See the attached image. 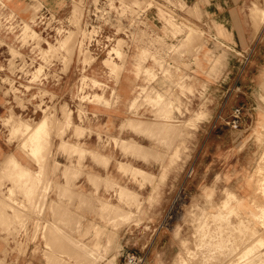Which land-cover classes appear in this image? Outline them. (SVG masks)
<instances>
[{
	"label": "crops",
	"instance_id": "obj_1",
	"mask_svg": "<svg viewBox=\"0 0 264 264\" xmlns=\"http://www.w3.org/2000/svg\"><path fill=\"white\" fill-rule=\"evenodd\" d=\"M38 1L64 17L70 13L73 2L77 0ZM90 1L95 2L85 0V5ZM153 1L170 8L174 15L184 17L195 28L185 32L184 44L181 46L178 44L181 36L176 35L175 29L165 23L160 9L146 6L140 10V17L134 18V21H126L128 38H124V51L130 55L118 80L104 65L105 60L96 59L86 69V73L100 83L98 89L92 88L86 93L91 95V92L97 90L95 96L99 100L89 106L88 119L83 117L86 123L84 133H80L81 137L76 138L74 132L70 133L71 138L86 145L84 149L88 155L83 160L84 177L67 188L69 191L66 198L63 195L68 182L54 184L47 203V218L50 222L59 219L72 224L61 226L66 239L62 242H66V248L56 250L57 255L68 254L69 245L83 239V243L89 244L96 257L98 253L99 256L106 257L96 264H107L113 260L119 263L128 253L144 256L145 264H175L180 254V237L177 232L179 223L184 219V206L191 199L187 184L193 172L195 175L205 174V179L201 174V180L197 181V190L202 191L204 186L214 190L225 188L215 180L213 183L208 180L216 179V175L250 169L258 147L255 144L257 137L264 141V23L260 18L252 20L254 0ZM0 2L11 12L22 13L32 0ZM182 6L192 13L182 11ZM219 26L227 31L225 36L219 35ZM143 33L151 38L157 37L160 50L156 58L163 63L162 66L154 63L152 58L145 61L146 55L143 57V54L146 50L138 47L143 44L149 47L147 37L142 38ZM196 34V39H199L192 43ZM218 39L226 42L232 52L221 70L218 65L222 62V55L214 60V42ZM161 43L175 49L168 53L167 49H161ZM139 56H142L145 66L154 70L155 80L147 79L139 73ZM61 78L65 80V77ZM51 87L59 93L67 88H56L54 84ZM148 87L152 89L154 96L160 94L166 100L169 105L166 111L162 107L139 104L141 100L143 102L142 89H150ZM220 93L224 94L226 103L219 109L218 102L214 107V99H218ZM204 95L205 98L208 95L211 101L207 121H202L206 112L203 108ZM69 97L68 105L75 109L73 119L76 118L80 123L76 98L71 95ZM135 99L139 100L138 106L133 108ZM5 109L6 99L0 92V118L5 114ZM237 109L242 110L243 130L234 131L231 126H227L233 121ZM136 115L146 119L142 122L154 125H148L146 132L132 131L127 122L137 121L133 119ZM197 115L200 116L198 128L188 130L185 124ZM165 125L183 127L179 134L181 137L167 133L163 129ZM207 127V133H202ZM252 128L253 131H258L257 137L248 132ZM109 138L135 140L144 145L149 153L138 155L139 157L125 154L114 141L108 147L105 142ZM171 138L174 143L172 148L169 146ZM16 146V143H8L0 125V163L13 153ZM261 151L260 148V154ZM96 156H106L109 164L106 159ZM120 162L146 170L151 175L149 182L135 180L131 175L125 174L121 171ZM238 185V182L233 181L228 186L237 188ZM59 186L62 191L58 189ZM120 186L134 192L137 196L134 203L121 202ZM107 203L118 205L122 211L124 209V213L130 215L129 219H117L113 213L105 212L102 206ZM51 204L53 211L50 210ZM74 220L82 221L80 235L72 233L75 230ZM115 222L121 226L114 227ZM5 236L0 229V258L6 257L7 264H49L42 237L39 246L37 243H30L27 248L13 250L2 242ZM61 257L69 261L66 256Z\"/></svg>",
	"mask_w": 264,
	"mask_h": 264
},
{
	"label": "rangeland",
	"instance_id": "obj_2",
	"mask_svg": "<svg viewBox=\"0 0 264 264\" xmlns=\"http://www.w3.org/2000/svg\"><path fill=\"white\" fill-rule=\"evenodd\" d=\"M100 1L101 0H95V5H98ZM106 1L111 14V18L115 19L110 23V21L112 20L111 19L109 21V24L111 25V27L117 30L118 35L115 37V41H113L109 52L102 54L99 58H96L92 49L90 48V43L92 42L93 37L97 35V31L95 29L90 31L86 27H84L86 11L85 0H77L73 2V7L71 8L70 13L63 17L69 23L68 31L57 41H46L39 34V32L38 34L40 36L38 35V38H29V36L27 38H24L22 35L20 37H17L19 35L18 33L7 35L0 31V71H3V73H0V92L6 99L5 114L0 118V125L6 134L8 143L17 144L10 157L8 156L4 160L5 162L3 161L0 163V172L2 170L1 168H3V166L8 163L11 156H16L20 163L24 165H22L24 169L31 173V179L29 180V182H26L28 181V176H25L27 179L25 178L24 180H19L17 178L18 180L15 179L14 181V179H11L9 175H0V229L4 234H6V238L2 239V242L8 248H12L13 250H22L24 247L27 248L30 243H37V245L39 246L42 237L46 244L49 264H71V262L73 261L74 264H96L106 259V257L103 258L99 256V253L98 257H96V255L94 254L90 256L88 252L91 247L89 246V244H84L83 239H80L79 242L70 244L68 254L59 253V255H57V253L55 252L56 250H61V247L66 248V242H62L63 239L64 241H66V239L61 226L67 227V225L72 226V224L70 222L67 223L66 220L62 221L59 219L58 221L55 220L54 222H50L47 218V203L50 197V193H52L53 191L54 184L62 181L68 182L65 186L66 189L64 188L63 195V197L66 198L65 193L69 191L67 188H71V184H75L76 182L80 181L82 177H84L83 160L85 156L88 155V153L86 154V150L84 149V146L86 147V145L81 143L79 140L75 141L70 137V133L74 132L76 138L81 137L80 133H84L85 130H83V128L86 123L83 121V117H86V119H88L87 114L90 111L89 106H91L95 102H98L99 100L98 96H95L98 93L97 90L91 92V95L89 93H86L92 88L98 89L100 87L98 79L90 76L88 72L86 73V69L92 66L95 63L94 61L96 59V61L105 60L104 65L108 69H110L112 73H114L113 75L115 76V79L118 80L119 73L124 69L128 60V55H130L124 51L126 46L124 38L125 35L128 34V26L126 25V21L129 22L130 19L134 21V18L140 17V10L146 8V6H155L160 9L162 18L165 23H168L170 27L175 29L176 35L181 36V38L178 39L180 40L178 44H180L181 46L182 44H184L183 39L186 36L185 32H187L188 29L190 30L191 28H195L192 26V23L190 24V22L184 19V17L174 15V12H172L170 8L160 6L153 0ZM168 2L171 4L170 1ZM42 7L43 5L40 3V1L32 0V3H29L22 13L16 11L13 12L26 22L24 23L21 34H23L25 31H28L29 33L34 32L28 22L36 17V14ZM181 9L188 14L192 13L190 10H186L185 6H182ZM1 15L2 13L0 11V17ZM251 16L253 21H257L260 18V21L264 23V0H254L251 8ZM108 32L112 34V31ZM192 33L194 32L192 31ZM218 33L220 36H225L227 34V31L223 27L219 26ZM146 37L149 41V47L144 44L141 45V47L138 46L139 48H143L144 51L146 50L143 54V57L144 55H146L145 61L152 58L154 63L162 66L163 63L158 58H156V56L159 55L158 51L160 50V48L158 47V44L160 43H158L157 37L151 38L144 35L143 33L142 38L146 39ZM196 38L197 34L194 36L192 43L196 42L195 40L199 39ZM221 43H223V45ZM214 44H216L214 45V60L220 58L218 56L222 55V62L218 65L219 70H221L227 64L230 53H232L231 48L227 46L226 42L220 39H218V41H215ZM159 46H161V49H167L168 53L175 49V47L169 48L166 45H162V43ZM14 54L16 58L14 57ZM138 58L139 61L137 69L139 73L141 72L145 77H147V79H150L152 81L155 80L156 74L154 70L151 67L145 66L143 64L142 56H139ZM18 76L21 77L20 81H17ZM61 77H65V80H63ZM44 78L47 81L45 83L42 81ZM215 80L216 78L214 79V81ZM56 81V88L61 86L67 87L64 89V91H62V93H59L51 87L53 84L52 82L56 83ZM17 82L20 84V87H22V90L20 89V87H18L19 85ZM206 90L207 89L205 88V91ZM142 94L143 102L141 100V103H139L142 106L149 104L154 108L162 107L164 111H166L167 107H169L168 103H166V100L160 94L154 96L151 88H143ZM69 95L76 98V109L80 115V123L76 120V118L73 119L75 109L71 108L68 105V100H70ZM223 95V93H220L218 99H214V107H216L217 102L219 103V109L225 105L226 99ZM203 97L205 102L203 108L206 109V112L202 117V121H207L210 115L208 112V107L211 105V101L208 95L207 98H205V95ZM9 101L11 102V104L8 103ZM138 101V99H135L133 101V108L138 106ZM63 119L65 120L63 121ZM133 119L137 120V122L134 120H130L127 122V124L128 128L135 132H138L139 130H141L139 132H146L149 127L148 125H152L148 123L147 125L145 122H142L143 120L146 121L144 117H139L136 115V117H134ZM44 120L48 122V125L46 127L45 133H43L42 135L43 150L41 156L38 157L39 159L37 160L34 157H31V152H29L28 149H24V144H27L26 136L24 137L22 134L19 135L20 133L16 136V134H12L10 130H12L15 125L17 126V123H23L26 125L28 124L27 126H29L30 130L33 131L40 125L41 121ZM130 122L131 124H129ZM199 122L200 116L197 115L196 118L189 119V121L185 125L188 130H196L198 128ZM9 125L12 128L9 127ZM227 127L231 128L230 126ZM178 128L180 129L176 130L177 127L172 125L163 126V129H165L167 133L169 132L177 138L181 137L179 134L184 129L183 127ZM253 128L247 131L250 133H254V135H256L257 137L258 131H253ZM207 129L208 127L204 128L202 130V133H207ZM233 130L239 131L243 129L242 127H240V129ZM11 134L13 137H11ZM115 140H117L118 142ZM115 140L113 138H109L108 142H105V144L110 147L114 141L115 145L117 143V146H119V144L121 146L122 143H119L121 141L126 145H122L124 146V148L120 147V149L124 151V149L127 148L128 152H132L128 153L125 150L124 153L127 152L126 154L135 155L137 153L139 154V151L141 155L142 153L144 155L147 153V148L135 140ZM255 144L258 147L255 150L256 152L252 161L253 164L251 165L250 169H242L239 172L233 171L232 173L228 172L223 175H216V179L208 180L212 183L215 180L217 183L226 186L225 188L214 190L204 186L202 191L197 190L195 188V185L197 181L199 182L201 180V174H203V177L205 179L204 173L195 175V172H193L192 176L188 179L187 186L188 191L191 193V199L187 202V205L184 206V219L179 223L180 228H178L177 235L178 237H180V254L175 264H238V261H240L242 264H247L248 262V264H264V261L261 263V261L264 259V248H262L264 245L260 246L259 244L258 246L255 242L257 241V239H264V220H261L263 218L259 220V218L257 219L255 217V215L261 213V208L264 207V141H261L257 137ZM173 145L174 143H171L169 146L172 148ZM139 147L143 149V151L145 150V153L140 150ZM130 148H132L135 152L130 150ZM260 148L262 150L261 154L259 152ZM134 149L137 150V153ZM96 157H98L99 159L103 157L102 159H106L109 162V159L106 156ZM125 166L128 167V169L125 168ZM133 167L134 166L129 163L120 162V168L122 169L121 171H124V173L126 172L125 174H127L128 172V174L132 176ZM257 168L260 169V171ZM66 169H68L69 171H66ZM23 177L24 176L20 177V179ZM91 180H93V178H91ZM233 181L239 183L237 188H230L228 186ZM73 187L75 186L73 185ZM124 187L125 186H120V189L123 190ZM28 189L30 191H33L32 196H29L26 193ZM58 189L62 191L61 186H59ZM125 194L127 193L121 195V202H134L135 196H125ZM130 197L132 201L129 199ZM103 206L104 211L106 209L105 212L113 213L117 219L128 220L130 217V215L124 213V209L122 211L120 207H118V205L108 203L103 204ZM113 209L116 211H114ZM50 210L53 211L52 204L50 206ZM251 213L255 218H252ZM217 215L219 216L217 218L215 217L214 219V216ZM35 217L37 219H35ZM244 218H246L249 223L246 222V219ZM215 223L217 225L220 223L221 227H224L221 228L218 225L217 228V225ZM226 223H229V226H226ZM73 225L75 226L76 231L72 230V233L75 235H80L82 231V221L74 220ZM120 226V223H114V227ZM199 227L201 229H199ZM211 229L217 230L216 232L215 230H212V232H210ZM222 229L223 233L221 232ZM233 231L235 232V234H233ZM255 232H258L256 233L258 235H256ZM202 237L204 239L206 238L207 240H203ZM213 237L214 240H212ZM220 240L224 241L221 242ZM204 241H212L213 243L221 242V244L214 243V246L213 243L208 244L207 242L206 244L208 245L206 246L204 244ZM251 241L254 245H252V248L250 247ZM202 242H204L203 244L205 246L200 245L202 244ZM223 243L225 244V246L227 245V248L230 245L229 248L223 249ZM249 243L250 245H248ZM210 244L211 246L213 245V248L211 246L208 247ZM216 245H222V247H219V249L222 248V251H220L219 249L218 251V247ZM255 245H257V248ZM202 246L204 247L201 248ZM233 246L236 252L235 250H233ZM259 247L263 249V252ZM209 248H212L211 251L208 250ZM258 248L259 250H257ZM86 249L89 250L87 251ZM204 251L208 252L211 257H214L215 255L217 258L215 257V260L213 258H210V256H207L209 255L208 253L207 255L203 256L202 254L205 253ZM251 251L253 253H251ZM248 252L250 253L247 254ZM256 254H259V256H257ZM243 255L245 256V259H249L250 256L252 258H250L248 261V259L245 260L243 258ZM252 255H255L256 257H253ZM61 256H66L69 261H66V259ZM253 258H256V260H254ZM210 259H212L211 263ZM113 262L114 260L112 262H108L107 264H113ZM0 264H7L6 257L0 258ZM114 264H127V262L125 257H123L121 258V261H119V263L114 262Z\"/></svg>",
	"mask_w": 264,
	"mask_h": 264
},
{
	"label": "built area",
	"instance_id": "obj_3",
	"mask_svg": "<svg viewBox=\"0 0 264 264\" xmlns=\"http://www.w3.org/2000/svg\"><path fill=\"white\" fill-rule=\"evenodd\" d=\"M95 4V2L90 1L86 6L84 27H86L90 31H92L93 29L97 31V35L93 37L92 42L90 43V48L92 49L96 58H99L102 54L109 52V49L112 46L113 41H115V37L118 35V33L117 30L111 27V25L109 24V21L111 19L112 20L110 21V23L115 19L111 18L107 1L101 0L98 5ZM0 11L2 13L0 17V31L7 35L18 33L19 35L17 37H20L24 23L26 22L23 21L15 13L9 11L5 7V5L1 4V2ZM28 24L34 31H36L37 33L39 32V34L46 41H57L67 33L69 26V23L66 19L45 6L40 9V11L36 14V17L33 20L29 21ZM108 31H112V34ZM125 38H128V36L125 35ZM0 73H3V71H0ZM20 80L21 77L18 76L17 81ZM42 81L44 83L47 82L45 78ZM52 83L57 86V81L56 83ZM18 85V87H20L19 83ZM20 89L22 90V87H20ZM8 103L11 104L10 101ZM241 119L242 110L237 109L234 113L233 121L229 126L236 130L240 129ZM125 259L127 264H145L146 261V258L144 256L142 257L135 253H128Z\"/></svg>",
	"mask_w": 264,
	"mask_h": 264
},
{
	"label": "bare ground",
	"instance_id": "obj_4",
	"mask_svg": "<svg viewBox=\"0 0 264 264\" xmlns=\"http://www.w3.org/2000/svg\"><path fill=\"white\" fill-rule=\"evenodd\" d=\"M35 14V13H34ZM264 19V18H263ZM27 25V24H26ZM29 26V25H28ZM24 38L26 37H28L29 36V38L31 37V38H35V37H37L38 38V33L37 32H31V33H29L28 31H25L23 34H21ZM40 36V35H39ZM8 47V46H7ZM17 53V52H16ZM10 54V53H9ZM17 55V54H16ZM10 56H12V55H10ZM14 57H15V54H14ZM13 58V57H12ZM16 58V57H15ZM11 60V59H10ZM23 61V60H22ZM43 67V66H42ZM38 70V69H37ZM87 79V78H86ZM94 80V79H93ZM12 81V80H11ZM12 84H13V82H12ZM94 85V84H93ZM97 85V84H96ZM12 88V87H11ZM35 108V107H34ZM263 113H264V111H263ZM67 116V115H66ZM12 118V117H11ZM69 118V117H68ZM65 119H63V121H64ZM156 120V119H155ZM14 121V120H13ZM163 121H165V120H163ZM169 121V120H168ZM15 122V121H14ZM21 122V121H20ZM137 122V121H136ZM175 122V121H174ZM40 123V122H39ZM48 122H46L45 120L44 121H41V123H40V125L36 128V129H32L33 131H31L30 130V127L29 126H27L26 124H23V123H17V126L15 125L14 127H13V129L12 130H10L12 127L9 125V127H11L9 130L12 132V134H16V136L19 134V135H23L24 137L26 136V138H27V144H24V149H28V151L29 152H31V157H34L35 159H39L38 157H40L41 156V153H42V150H43V145H42V135H43V133H45V130H46V127H47V124ZM133 123V122H132ZM15 124V123H14ZM129 124H131V122L129 123ZM135 124V123H134ZM137 124V123H136ZM140 124H141V122H140ZM140 124H139V127H140ZM128 125V124H127ZM144 125V124H143ZM148 125V124H147ZM152 125H154V124H152ZM191 125H193V124H191ZM132 126H133V124H132ZM135 126H137V125H135ZM134 126V127H135ZM141 126H142V124H141ZM195 126V125H194ZM171 127V126H170ZM180 127V126H179ZM191 127H193V126H191ZM133 128V127H132ZM142 128V127H141ZM149 128V127H148ZM162 128V127H161ZM174 128V127H173ZM134 129V128H133ZM145 129V128H144ZM169 129V128H168ZM178 129H180V128H178V126H177V129L176 130H178ZM77 131H78V129H77ZM138 131V130H137ZM139 131H141V130H139ZM138 131V132H139ZM153 131H155V130H153ZM171 131H173V130H171ZM47 132V131H46ZM160 133V132H159ZM177 133V132H176ZM12 134H11V137H13L12 136ZM157 134V133H156ZM174 134V133H173ZM177 135V134H176ZM15 136V137H16ZM158 136V135H157ZM147 139V138H146ZM168 139V138H167ZM172 139L173 138H171V142H172ZM11 141V140H10ZM115 141H117V140H115ZM155 141V140H154ZM173 141H175V140H173ZM118 142V141H117ZM133 142V141H132ZM167 142H169V140H167ZM119 143H122V145H124L125 143H123V142H119ZM173 143V142H172ZM129 144V143H128ZM65 145V144H64ZM120 146V144H119V146H117V143H116V146L118 147V148H124V146ZM126 145V144H125ZM131 145V144H130ZM127 146H129V145H127ZM135 146V145H134ZM138 146V145H137ZM137 146H136V148H137ZM131 147V146H130ZM126 148V147H125ZM140 148V147H139ZM143 148H144V146H143ZM171 148V147H170ZM66 149V148H65ZM68 149H69V147H68ZM77 149V148H76ZM122 150V149H121ZM125 150L127 151V148L126 149H124V151L123 152H125ZM128 150H129V147H128ZM130 150H132L133 151V149L132 148H130ZM134 150H136V149H134ZM140 150H142L143 151V149H141L140 148ZM64 151V150H63ZM66 151V150H65ZM138 151H139V149H138ZM128 152V151H127ZM126 152V153H127ZM131 151H129L128 153H130ZM133 152H135V151H133ZM144 153H145V150L143 151ZM73 153V152H72ZM71 153V154H72ZM88 153V152H87ZM125 153V154H126ZM132 153V152H131ZM136 153H137V150H136ZM142 153V152H141ZM147 153H149V152H147ZM124 154V153H123ZM135 154V153H134ZM138 154V153H137ZM137 154H135V155H137ZM139 154H140V151H139ZM138 154V155H139ZM84 155V154H83ZM82 155V156H83ZM137 155V156H138ZM141 155V154H140ZM142 155L144 156V154L142 153ZM158 155V154H157ZM151 156V155H150ZM10 157V156H9ZM84 157V156H83ZM139 157V156H138ZM141 157V156H140ZM147 157H148V155H147ZM154 157H155V155H154ZM82 158V157H81ZM103 158V157H102ZM101 158V159H102ZM142 158V157H141ZM146 158V157H145ZM150 158V157H149ZM157 158V157H156ZM264 158V157H263ZM263 158H262V160H263ZM140 159V158H139ZM143 159V158H142ZM147 159V158H146ZM152 159V158H151ZM154 159V158H153ZM160 159V158H159ZM158 159V160H159ZM165 159V158H164ZM32 160V159H31ZM137 160H138V158H137ZM144 160V159H143ZM155 160V159H154ZM141 161V160H140ZM162 161V160H161ZM164 161V160H163ZM162 161V162H163ZM5 162V161H4ZM37 162V161H36ZM161 162V163H162ZM109 163V162H108ZM107 163V164H108ZM105 164V163H104ZM23 164H21L20 163V161L18 160V158L16 157V156H11V158L9 159V161H8V163L5 165V166H3V168H1L2 170H1V172H0V175H2V176H10V178L11 179H14V181H15V179H19V180H24L26 177L25 176H28V181H26V182H29V180L31 179L30 177H31V173L30 172H28L27 170H25L24 169V165L22 166ZM103 165V164H102ZM107 167V166H106ZM70 168V167H69ZM108 168V167H107ZM122 168V167H121ZM125 168H127L128 169V167H126L125 166ZM123 169V168H122ZM121 169V170H122ZM130 169V168H129ZM258 169V168H257ZM68 169H66V171H67ZM125 170V169H124ZM131 170V169H130ZM259 171H260V169H258ZM69 171V170H68ZM71 171V170H70ZM127 171V170H126ZM263 171V170H262ZM79 172V171H78ZM81 172V171H80ZM124 172V171H123ZM130 172V171H129ZM132 172H133V174H132V177L134 176L135 177V179H137V180H139V179H141V180H143V181H147L150 177H151V175L146 171V170H144V169H142V168H139V167H133V170H132ZM28 173H29V175H28ZM126 173V172H125ZM80 174H82V173H80ZM66 175V174H65ZM74 175V174H73ZM127 175H129L128 174V172H127ZM22 176H24L23 178H21L20 179V177H22ZM69 176V175H68ZM133 177V178H134ZM152 177H154V176H152ZM67 178V177H66ZM17 179V180H18ZM27 179V178H26ZM154 179V178H153ZM16 180V181H17ZM75 180V179H74ZM91 180V179H90ZM20 182H22V181H20ZM148 182H149V180H148ZM19 183V182H18ZM144 183V182H143ZM149 185V184H148ZM25 186V185H24ZM21 188V187H20ZM24 188V187H23ZM66 189V188H65ZM69 189V188H68ZM120 190H122V189H120ZM71 191V190H70ZM123 191V192H122ZM121 192H122V194L121 195H123L124 193H127V194H125V196H127V195H129V196H136L135 194H134V192L133 191H131V189H129V188H127V187H124L123 188V190H122ZM24 193V192H23ZM26 193L29 195V196H32L33 195V191H30L29 189H28V191H26ZM73 192H71V194H72ZM65 194H67V193H65ZM137 194V193H136ZM119 195V194H118ZM128 196V197H129ZM124 197V196H123ZM137 197V196H136ZM126 198V197H125ZM234 198V197H233ZM130 200H131V197L129 198ZM134 200V199H133ZM132 201V200H131ZM109 202V201H108ZM133 202V201H132ZM103 203V202H102ZM134 203V202H133ZM137 203H138V201H137ZM108 204V203H107ZM85 207V206H84ZM103 208H104V206H102ZM3 208V207H2ZM95 208V207H94ZM0 209H1V207H0ZM92 209V208H91ZM109 209H111V208H109ZM3 210V209H2ZM108 210V209H107ZM114 210V209H113ZM105 211H106V209H105ZM114 211H116V210H114ZM120 211V210H119ZM2 212V211H1ZM64 212V211H63ZM121 212V211H120ZM126 212V211H125ZM231 212V211H230ZM229 212V213H230ZM97 213V212H96ZM123 213V212H122ZM221 213V212H220ZM228 213V214H229ZM94 214V213H93ZM213 214V213H212ZM217 214V213H216ZM219 214V213H218ZM68 215V214H67ZM100 215H101V212H100ZM66 216V215H65ZM219 215H217V216H214V219H215V217L217 218ZM226 216V215H225ZM251 216H252V213H251ZM99 217H101V216H99ZM103 217V216H102ZM101 217V218H102ZM116 217V216H115ZM255 217L258 219L259 218V220L261 219V218H263V219H261V220H264V207L263 208H261V213H259L258 215H255ZM254 216H252V218H255ZM110 218H112V217H110ZM202 218H203V216H202ZM225 218V217H224ZM227 218V217H226ZM220 219V218H219ZM222 219V218H221ZM228 219H229V216H228ZM243 219V218H242ZM244 219H246V218H244ZM227 220V219H226ZM225 220V221H226ZM255 220V219H254ZM204 221V220H203ZM218 221V220H217ZM222 221H224V220H222ZM256 221V220H255ZM120 222V221H119ZM197 222V221H196ZM200 222H202V221H200ZM246 222H248L247 221V219H246ZM116 223V222H115ZM222 223V222H221ZM249 223V222H248ZM216 224V223H215ZM229 224V223H228ZM227 223H226V226L228 225ZM247 224V223H246ZM261 224V223H260ZM217 225V224H216ZM215 225V226H216ZM220 227H221V225H220V223L218 224ZM218 225H217V228H218ZM222 225H224V224H222ZM229 226V225H228ZM224 227V226H223ZM223 227H221V228H223ZM242 227V226H241ZM211 228H213V227H211ZM233 228V227H232ZM254 228V227H253ZM199 229H201L200 227H199ZM255 229V228H254ZM210 230V229H209ZM212 230L214 231L215 230V232H216V230L217 229H211V231L210 232H212ZM219 230V229H218ZM221 230V229H220ZM225 230V229H224ZM232 230H234V229H232ZM246 230V229H245ZM250 231V230H249ZM254 231V230H253ZM256 231H257V229H256ZM222 233H223V229H222V231H221ZM221 232H219V233H221ZM225 232V231H224ZM231 232V231H230ZM234 232V231H233ZM256 233H258V232H255V234ZM216 234V233H215ZM225 234V233H224ZM227 234V233H226ZM230 234V233H229ZM232 234V233H231ZM233 234H235V232L233 233ZM207 235V234H206ZM205 235V236H206ZM213 235V234H212ZM256 235H258V234H256ZM227 236V235H226ZM203 238V237H202ZM224 238V237H223ZM206 239V238H205ZM204 238H203V240H205ZM222 239V238H221ZM207 240V239H206ZM212 240H214V237L212 238ZM251 240V239H250ZM215 241H217V240H215ZM221 241V240H220ZM222 241H224V240H222ZM221 241V242H222ZM249 241V240H248ZM205 242V241H204ZM202 242V244H200V245H208L209 243H213L212 241L211 242H208V244H206L207 242ZM221 242L220 243H218V242H214V243H218V244H221ZM256 242V244L259 246V244H260V246H262V245H264V239L263 238H260L259 240L257 239V241H255ZM204 243V244H203ZM213 243V244H214ZM225 243V242H224ZM223 243V244H224ZM211 244L208 246V247H210L211 246ZM222 244V245H223ZM227 244V243H226ZM255 244V243H254ZM204 245V246H205ZM222 245H219V246H217L218 248H217V250L219 249V247L221 246L222 247ZM245 245V244H244ZM248 245H250V243L248 244ZM253 244H252V241H251V245H250V247L252 248L253 246H252ZM257 245H255L256 246V248H257ZM204 246H202L201 248H203ZM213 246V245H212ZM211 246V247H212ZM214 246H215V244H214ZM230 246V245H229ZM229 246H228V248H229ZM199 247V246H198ZM243 247V246H242ZM249 247V246H248ZM206 248V247H205ZM213 248V247H212ZM212 248H209L208 250H210L211 251V249ZM223 249L225 248H227V245L225 246V244H224V247H222ZM222 248L221 249H219L220 251H222ZM227 248V249H228ZM233 248V250H235V248H234V246L232 247ZM260 249H262V248H264V246L261 248V247H259ZM259 248L257 249V250H259ZM85 249V248H84ZM214 249H216V248H214ZM213 249V250H214ZM87 250V249H86ZM89 250V249H88ZM87 250V251H88ZM199 250V249H198ZM201 250V249H200ZM205 250V249H204ZM207 250V251H208ZM218 250V251H219ZM253 250V249H252ZM256 250V249H255ZM202 251H203V249H202ZM242 251V250H241ZM247 251V250H246ZM254 251V250H253ZM262 252H263V249L261 250ZM205 252V251H204ZM203 252V253H204ZM209 252V251H208ZM208 252H205L204 254H202L203 256H205V255H207V253ZM228 252H229V250H228ZM233 252V251H232ZM235 252H236V250H235ZM257 252V251H256ZM260 252V251H259ZM89 254H90V256L91 255H96L95 254V252L93 251V250H89V252H88ZM197 253H198V251H197ZM202 253V252H201ZM211 253V252H210ZM213 253V252H212ZM250 252H248L247 254H249ZM251 253H253L252 251H251ZM261 253V252H260ZM264 253V252H263ZM209 254V253H208ZM231 254V253H230ZM247 254H246V256H247ZM255 254V253H254ZM234 255V254H233ZM242 255V254H241ZM257 255V254H256ZM207 256H210V254L209 255H207ZM232 256V255H231ZM240 256V255H239ZM253 257L255 256V255H252ZM257 256H259V254L257 255ZM216 256L214 255V257H211L210 256V258H213L214 260L217 258H215ZM226 257H228V256H226ZM256 257V256H255ZM261 257V256H260ZM94 258V257H93ZM222 258V257H221ZM241 258V257H240ZM243 258L245 259V256L243 255ZM250 258H252L251 256H250ZM249 258V259H250ZM258 258V257H257ZM95 259V258H94ZM242 259V258H241ZM246 259H248V258H246ZM245 259V260H246ZM249 259H248V261H249ZM254 260H256V258H253ZM260 259V258H259ZM258 259V260H259ZM209 260V259H208ZM208 260H206V261H208ZM223 260H225V259H223ZM205 261V260H204ZM211 261H212V259H210V263H211ZM222 261V260H221ZM229 261V260H228ZM251 261V260H250ZM264 261V259L261 261V263ZM239 263H241L240 261H238ZM244 262V261H243ZM245 262H247V261H245ZM252 262V261H251ZM238 263V264H239ZM249 263V262H248ZM247 263V264H248ZM113 264H114V262H113ZM209 264V263H208ZM242 264V263H241ZM259 264V263H258Z\"/></svg>",
	"mask_w": 264,
	"mask_h": 264
}]
</instances>
